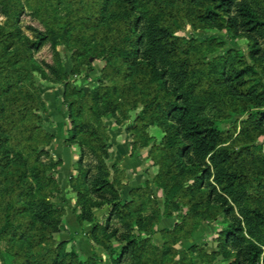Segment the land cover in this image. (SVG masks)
I'll use <instances>...</instances> for the list:
<instances>
[{
  "label": "trees",
  "instance_id": "obj_1",
  "mask_svg": "<svg viewBox=\"0 0 264 264\" xmlns=\"http://www.w3.org/2000/svg\"><path fill=\"white\" fill-rule=\"evenodd\" d=\"M60 1L32 4L44 24V30L31 28L34 39L21 41L0 24V241L8 244L5 252L12 258L5 264H101L95 252L81 259L75 248L66 249L70 240L54 237L56 231L67 230L64 208L53 202L63 192L53 167L60 168L63 161L43 160L55 134L41 123L44 103L33 80L41 69L34 62L24 64L47 42L58 56L55 64L46 63L49 78L64 86L62 99L68 91L73 96L68 134L80 156L70 185L77 193L78 223L91 224L86 233L90 242L96 243L97 236L118 242L116 249L101 241L113 264L130 256L131 264H174L181 239L190 238L202 221L222 217L218 250L210 254L200 248V257L219 253L227 264H264V0H112L106 17L102 7L87 11L79 0H72V10L61 15ZM137 4L150 11L148 18ZM174 4L184 5L176 9ZM0 8L10 24L24 13L21 0H0ZM184 19L194 27L222 29L229 40L243 39L246 52L229 48L209 56L225 41L180 35ZM63 44L72 52L70 72L56 50ZM90 56L105 65L102 82L86 93L71 87L69 79L77 60L84 65ZM77 94L102 101L101 116L115 117L122 110L124 117L115 118L119 123L129 117L128 110L137 111L135 129L167 123L160 142H151V136L134 142L151 146L152 160L153 152H159L152 181L162 190V208L148 183L122 201L123 171L107 162V127L81 114L83 101ZM243 115L231 127H222ZM78 136L85 142L77 141ZM85 147L94 165L83 164ZM147 203L152 211L144 215ZM103 205L110 206L104 224L93 212ZM163 217H176L175 226L159 230ZM114 218L124 222V232L111 226ZM157 231L165 239L162 247L152 241ZM44 245L47 250L37 260L34 252ZM197 248L193 244L188 250Z\"/></svg>",
  "mask_w": 264,
  "mask_h": 264
},
{
  "label": "rangeland",
  "instance_id": "obj_2",
  "mask_svg": "<svg viewBox=\"0 0 264 264\" xmlns=\"http://www.w3.org/2000/svg\"><path fill=\"white\" fill-rule=\"evenodd\" d=\"M35 1L36 0H21V3L24 5V13L21 15V17L19 18L18 21H14V23H13V21H11V24H10L9 19L4 14H2V11L0 8V24H2L4 26H9L8 28H11L12 30H14L17 33V35L19 36V38L21 39V41H24L27 38H29V39L35 38V31L31 29L32 27H34L36 29L44 30V24L41 23L40 20L34 15L35 13L33 12V9H32V4ZM88 1H89L88 4H86V0H79L81 5H85L84 10H87V11L89 10L91 12L92 11L95 12L99 7L100 8L102 7L101 13L105 17L107 16L106 9L109 6L110 2H112V0H92L93 3L90 0H88ZM250 1H252V0H250ZM84 2H85V4H84ZM139 4H140V2H139ZM139 4H137V6H138L137 10L144 15V19L148 18L150 11L146 7L139 6ZM73 5L74 4H73L72 0H61L59 5H58L59 13L61 15L68 13L70 10H72ZM92 5L94 6V8H92ZM166 5H167V3H166ZM183 5L184 4H174L173 8H176V9L179 8L180 9V8H182ZM181 13H179V14L181 15ZM190 14L192 15V12H190ZM103 24H107L106 21L105 22L103 21ZM184 24H185V30L183 32H179V34L182 36H186L187 38H195L197 40H203L205 38L216 37V38H219V40L221 39V40L225 41V45H223L221 47L220 51L211 53L209 56H213V55L218 54V53L224 51L225 49H229V48L240 49L243 52H246V50H247L245 41L243 39L229 40L227 38L225 31L222 29L194 27V26H192V24L186 22V19H184ZM56 50H57V52L60 53V57L62 59V63L64 65V68L66 69V71L70 72L72 70L73 65H74L72 63V60H71V53L72 52L64 44L58 45L56 47ZM32 54H33L32 57L27 58L25 60L24 64L29 65L32 62H34L35 65L41 69V72H43V73H41V72L35 71L33 73V80H34L35 85L37 87V94L44 103V106H43L44 110L42 113L43 120L41 121V123L45 129L50 131V127H52V125L54 123V119L52 118V114H51V112H52L51 109H57V111L61 109V111H65L67 114L68 110L70 109L68 102L70 101V99L73 96L69 94V93H71V91H68V94H66L67 96L62 99V95L64 92V86L62 84L52 82L49 78L50 76L52 77V75H50V72L46 66V63L55 64L58 60V56L56 55V51L54 48L51 47V43L50 42L45 43L41 48H39L35 52H32ZM81 60L82 59L77 60L78 63L75 64L76 65L75 66V73H71V75H70V79H69L70 86L74 87L77 90H82L83 92L90 93L91 91L95 90L98 87L100 82H102L101 71H102L103 66L105 65V62L101 59H97L95 57L90 56L87 64L80 65ZM130 67H131L130 69L133 73L136 72L135 65H131ZM43 74L46 77H43L42 76ZM58 88H63L62 93H60L61 91ZM76 96L80 97L83 101L81 114L82 115L84 114L89 119H92L96 125H100V123H103L107 127V132L109 133L108 142L110 143L111 142V138H110L111 123H109V122H110V120H113L115 118L119 119V118L124 117V112H122V110L118 111L115 114V117H109L106 115L101 116L105 110V107H104V104L102 101H97L96 103H94L89 98L83 97L82 94H77ZM92 108L94 111L92 110ZM47 110L49 111V115H48ZM128 112H129L128 113L129 117L126 119L128 121V123H126V124L129 126L128 130H129L130 139H131V141H128V142H140V141L142 142L143 140H146V138H149L150 136H151V142H160L162 140V138L166 132V125H167L166 122L163 124L162 123L149 124V125H146L144 128L143 127L142 128L136 127V129H135L134 126H136L135 125L136 123H135L134 119L137 115V111L128 110ZM206 113H208V109L206 110ZM245 117H246L245 115L234 116L232 119L224 122L222 124V127H228L229 128L234 123H236L238 120H241L242 118H245ZM78 118H79V120H81L80 117H78ZM67 120H68V124H69L70 121H69L68 117H67ZM69 128H70V124H69ZM69 128L66 129V131H65L67 133L65 135V139L63 140L64 145H71L70 144L71 141H69L70 138H69V134H68ZM239 129H240V127H238L236 135L239 133ZM50 132L55 134V132H53V131H50ZM118 134H120V133H118ZM77 141L85 142L81 136H78ZM53 142H55V138L52 141V143L46 147V149L49 150V152H50V154L43 156V160H45L46 162H49L50 160H53L55 162L57 159H59V158L54 157V154L52 153L51 145L53 144ZM153 153H154L153 157L155 159H157L159 152L154 151ZM83 155H84V161H83L84 165L89 166V165L95 164V161H94L88 147H85ZM175 159H178V158L175 157ZM78 160H79V157H78ZM78 160L73 164L74 165L73 168L75 171V174L73 177L77 176V174H78V171H77ZM108 160H109V158H108ZM154 160H152V158H151L152 166H155L157 168V171H158L159 165H157L154 162ZM107 162H108L109 166L115 165L117 168H119L118 163H113L110 161H107ZM62 166H63V164L61 165V167ZM182 166L183 165H181V167ZM61 167L60 168L57 166L53 167L54 168L53 171L55 172L56 176L58 177L59 182L64 180L62 178L61 179L59 178V176H61L60 173H62ZM92 171L96 172L94 167L92 168ZM152 195H154V193ZM61 196H62V194L58 197V200L61 199ZM153 198L156 199V197H153ZM77 210H79V208L77 207V197H76V210L75 211H77ZM151 211H152L151 204L147 203L144 206L143 214L147 215V214L151 213ZM105 219H106V217L104 216L103 220L102 219H99V220L101 222H103V224H104ZM224 225H225V223H224V220L222 217H217L215 220L207 219L205 221H202L201 225H199V229L197 231H201V233L203 235L201 236V234H198V232L196 231L197 237H196V242L194 243V244L198 245V248L195 249L194 251H190V250L186 251L188 253L186 256V260H185L186 263L185 264H194V262H197L196 260H198L197 264H227V261L219 253H216V254L213 253V255H210L211 258L208 257V258L202 259L200 257V254L202 253V251L200 252V250H199L200 248H203V249H205V251L207 250L206 252L217 251L218 250L217 240H216L217 235H218L219 230L221 228H223ZM111 226L119 227L120 232H124L126 230L124 228V222L118 218H114L111 221ZM66 231H68V228H67V230H65L63 232H66ZM59 233H60V231H56L54 233V237L58 238ZM67 240H70L66 246L67 250L75 248L79 252L81 259L87 258V257H85L84 252L81 251L80 246L77 245V241L74 238L67 239ZM101 241L105 246H107V248H109L108 246L112 245L116 249H119L120 244L118 242L113 241V239H111V241H109L108 239H105V238L100 239L99 236H97V242L94 244L92 243V245L94 247L99 246L100 249L103 250L104 247H103V244H101ZM43 247L44 248L34 252L35 258L37 260L42 256L41 254H43L45 252V250H47V245H44ZM79 248H80V250H79ZM7 249H8V244L5 241H0V264L8 263L12 259L10 254H8L7 251L5 252V250H7ZM213 249H214V251H212ZM95 254H96L98 259H101V264H107V262L104 261V258H106L108 262L111 260L110 263L112 262V264H113L112 256H109L105 249H104V253H102V255H98L97 252H95ZM92 255L93 254H91V256ZM132 261H133V258H131V256H130L124 260L123 264H131ZM41 263H42L41 260H39L38 264H41Z\"/></svg>",
  "mask_w": 264,
  "mask_h": 264
},
{
  "label": "crops",
  "instance_id": "obj_3",
  "mask_svg": "<svg viewBox=\"0 0 264 264\" xmlns=\"http://www.w3.org/2000/svg\"><path fill=\"white\" fill-rule=\"evenodd\" d=\"M62 93L63 88H58ZM52 118L54 123L50 127V131L55 132V142L51 145L52 153L54 157L62 159L63 166L61 167L62 173L59 178L64 179L60 181L63 193L61 199L55 198L54 203L64 208L63 220L68 228L66 232H60L58 240H67L74 238L77 241V245L80 246L81 251L84 252L85 257L91 256L93 252H97L98 255L104 253V249L101 250L99 246H93L90 243L86 233L91 229V224L88 222L80 225L77 221L76 210V197L77 193L73 190L70 185V178L74 176L75 171L73 164L78 160L80 155L79 146L76 143H70L71 145H64L63 140L67 132L66 129L69 128L67 114L65 111L57 109H51ZM113 119V118H112ZM110 138H111V149L109 160L113 163H118L119 168L123 171L120 193L122 201H128L131 197V191L136 188L144 186L145 183L149 184V187L152 189L158 205L163 207V193L162 190L156 188L152 179L157 173V168L152 166L151 157H150V147H138L134 145V142L130 139L129 126L127 120L119 123L116 119L110 120ZM120 133V134H118ZM118 134V135H117ZM62 141V142H61ZM110 210L109 205H103L100 208H95L93 210L94 214L98 219H102L107 216ZM183 209L181 213H183ZM177 222L176 217H163L159 222V230L163 228H173ZM198 234H201V231H197ZM197 233L187 239H181L180 242L176 245L177 256L174 264H181L185 252L189 249L191 245L196 242ZM152 241L158 246L162 247L165 239L161 231H157L152 235ZM205 243V242H204ZM79 248V250H80ZM207 251V250H206ZM214 251V249L212 250ZM212 253V252H207ZM104 261L107 264H112L108 262L106 258ZM198 262V260H196ZM194 262V264H197Z\"/></svg>",
  "mask_w": 264,
  "mask_h": 264
}]
</instances>
